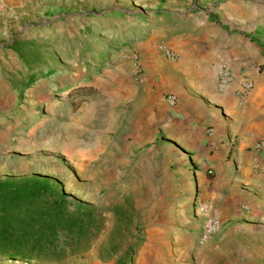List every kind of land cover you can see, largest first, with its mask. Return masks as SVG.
Wrapping results in <instances>:
<instances>
[{
	"label": "rangeland",
	"instance_id": "1",
	"mask_svg": "<svg viewBox=\"0 0 264 264\" xmlns=\"http://www.w3.org/2000/svg\"><path fill=\"white\" fill-rule=\"evenodd\" d=\"M151 1L0 0V175L53 177L104 218L83 252L0 264L198 263L202 245L174 238L185 227L195 233L204 217L201 204L189 201L193 186L149 151L131 156L121 144L129 128L115 77L131 71L139 80L142 42L158 37L167 58L165 40L174 36L156 27L164 12L151 11ZM28 68L36 78L27 83ZM80 92L90 95L81 100Z\"/></svg>",
	"mask_w": 264,
	"mask_h": 264
},
{
	"label": "crops",
	"instance_id": "2",
	"mask_svg": "<svg viewBox=\"0 0 264 264\" xmlns=\"http://www.w3.org/2000/svg\"><path fill=\"white\" fill-rule=\"evenodd\" d=\"M150 6L164 12L156 27L174 35L165 43L177 58L162 56L152 36L140 46V79L131 71L115 77V102L129 128L121 144L131 156L138 148L149 151L153 162L162 160L193 186L189 201L204 207V217L195 233L185 227L175 239L195 243L206 215L223 222L199 245L197 264H264V148H253L264 137V0H154ZM220 63L232 72L225 89L216 77ZM244 76L253 88L239 102L235 90ZM169 93L177 97L173 106Z\"/></svg>",
	"mask_w": 264,
	"mask_h": 264
},
{
	"label": "trees",
	"instance_id": "3",
	"mask_svg": "<svg viewBox=\"0 0 264 264\" xmlns=\"http://www.w3.org/2000/svg\"><path fill=\"white\" fill-rule=\"evenodd\" d=\"M11 46L31 66L32 57L25 49ZM28 70L27 83L36 78L33 68ZM80 95L82 100L90 93ZM103 219L93 205L71 198L53 177L0 175V258L50 261L83 252L101 230Z\"/></svg>",
	"mask_w": 264,
	"mask_h": 264
},
{
	"label": "built area",
	"instance_id": "4",
	"mask_svg": "<svg viewBox=\"0 0 264 264\" xmlns=\"http://www.w3.org/2000/svg\"><path fill=\"white\" fill-rule=\"evenodd\" d=\"M165 55L170 60H175L177 54L171 49H165ZM216 77L220 89H225L228 86L229 81L232 78V72L227 63H220L216 68ZM253 88V81L244 76L240 81L238 87L235 90L236 98L239 102H242L250 93ZM166 101L169 105H175L177 102L176 95L169 93L166 95ZM253 148L255 151H260L264 148V137L259 138L254 144ZM245 210L248 209V205H244ZM200 210L205 211L204 207H200ZM223 226V222L215 216L206 215L199 234L196 236V242L199 245L204 244L209 237L218 231Z\"/></svg>",
	"mask_w": 264,
	"mask_h": 264
}]
</instances>
